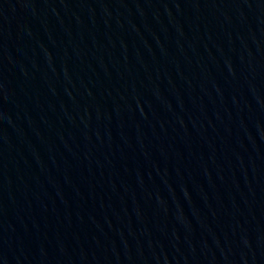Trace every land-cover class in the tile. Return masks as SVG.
Instances as JSON below:
<instances>
[{
	"label": "water",
	"instance_id": "1",
	"mask_svg": "<svg viewBox=\"0 0 264 264\" xmlns=\"http://www.w3.org/2000/svg\"><path fill=\"white\" fill-rule=\"evenodd\" d=\"M0 264H264V0H0Z\"/></svg>",
	"mask_w": 264,
	"mask_h": 264
}]
</instances>
